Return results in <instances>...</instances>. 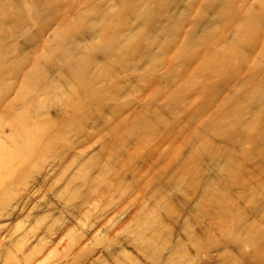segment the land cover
Listing matches in <instances>:
<instances>
[{
  "label": "rangeland",
  "instance_id": "374dc122",
  "mask_svg": "<svg viewBox=\"0 0 264 264\" xmlns=\"http://www.w3.org/2000/svg\"><path fill=\"white\" fill-rule=\"evenodd\" d=\"M220 1L0 0V264L263 248L264 0Z\"/></svg>",
  "mask_w": 264,
  "mask_h": 264
},
{
  "label": "bare ground",
  "instance_id": "6f19581e",
  "mask_svg": "<svg viewBox=\"0 0 264 264\" xmlns=\"http://www.w3.org/2000/svg\"><path fill=\"white\" fill-rule=\"evenodd\" d=\"M68 1V0H67ZM166 1V0H165ZM216 1V0H215ZM223 1V0H222ZM222 1H220L221 3H222ZM236 1H239V0H236ZM163 2V1H162ZM173 2V1H172ZM198 2V1H197ZM71 3H73V1L71 2ZM176 3V2H175ZM203 3V2H202ZM201 3V4H202ZM228 4L230 3V2H227ZM140 4V3H139ZM145 4V3H144ZM189 4H192L191 2L189 3ZM189 4H188V6H189ZM196 4V3H195ZM208 4V3H207ZM235 4H236V2H235ZM238 4V3H237ZM133 5H135L134 3H133ZM178 5V4H177ZM112 6H114V5H112ZM111 6V7H112ZM185 6V5H184ZM195 6V5H194ZM193 6V7H194ZM197 6H198V4H197ZM221 5H219V7H220ZM226 6H228V5H226ZM235 5H233V7H234ZM53 7V6H52ZM58 8V7H57ZM114 8V7H113ZM112 8V9H113ZM194 8H196V6L194 7ZM221 8V7H220ZM237 8V7H236ZM238 8H240L239 6H238ZM64 9H66V8H64ZM115 9V8H114ZM182 8H180V10H181ZM189 9V8H188ZM190 9H193V8H190ZM222 9V8H221ZM69 10V9H68ZM128 10V9H127ZM168 10V9H167ZM176 10V9H175ZM175 10H174V12H175ZM197 10V9H196ZM217 10V9H216ZM237 10V9H236ZM240 10V9H239ZM73 11V10H72ZM115 11H116V9H115ZM131 11V10H130ZM140 11H141V9H140ZM183 11V10H182ZM220 11V10H219ZM230 11H232V10H230ZM236 12V11H235ZM239 12V11H238ZM237 12V13H238ZM243 12H245V11H243ZM136 13V12H135ZM146 13V12H145ZM207 13V12H206ZM206 13H205V15H206ZM225 13V12H224ZM232 13V12H231ZM139 14V13H138ZM208 14V13H207ZM242 14V13H241ZM177 15V14H176ZM189 15V14H188ZM228 15V14H227ZM71 16V15H70ZM156 16V15H155ZM178 17H179V15H177ZM233 16V15H232ZM235 16H236V14H235ZM234 16V17H235ZM159 17V16H158ZM158 17H156V20H159L158 19ZM191 17H192V15H191ZM207 17H209V15L207 16ZM207 17H205V18H207ZM212 17V16H211ZM72 18V17H71ZM128 18V16L126 17V19ZM236 18H237V16H236ZM30 19V18H29ZM124 19V18H123ZM152 19V21H155V19L153 20V18H151ZM188 19V18H187ZM189 19H191V18H189ZM175 20V19H174ZM186 20V19H185ZM197 20H199V19H197ZM230 20V19H229ZM245 20V19H244ZM248 20V19H247ZM171 21V20H170ZM176 21H177V19H176ZM231 21V20H230ZM182 22V21H181ZM189 22V21H188ZM201 22V21H200ZM199 22V23H200ZM229 22V21H228ZM125 23H127V21L125 22ZM154 23H156V21L154 22ZM176 23V22H175ZM187 23V22H186ZM211 23H213V22H211ZM248 23V22H247ZM246 23V24H247ZM95 24V23H94ZM106 24V23H105ZM132 24V23H131ZM183 24V23H182ZM204 24L205 23H203V26H204ZM210 23H208V25H209ZM104 25V24H103ZM125 24H123V27H125L124 26ZM129 25H130V23H129ZM133 25V24H132ZM132 25H131V27H132ZM156 25V24H155ZM187 25H189V24H187ZM213 25V24H212ZM216 25V24H215ZM93 26V25H92ZM166 25H164V27H165ZM169 26V25H168ZM214 26V25H213ZM248 26V25H247ZM75 27V26H74ZM102 27V26H101ZM106 27V26H105ZM109 27V26H108ZM130 27V28H131ZM182 27V26H181ZM210 27V26H209ZM212 27V26H211ZM243 27V26H242ZM249 27V26H248ZM248 27H246V29L248 28ZM53 28V27H52ZM51 28V29H52ZM110 28H111V26H110ZM110 28H108V29H110ZM183 28V27H182ZM208 28V27H207ZM50 29V30H51ZM132 30L134 29V28H131ZM138 28H136V30H137ZM172 29H175V28H171L170 30H172ZM181 29V28H180ZM206 29V28H205ZM124 30V29H123ZM135 30V29H134ZM215 30H217V29H215ZM98 31V30H97ZM160 31V30H159ZM165 31H167V30H165ZM139 33H140V31H138ZM157 32V31H156ZM40 35H41V33H39ZM47 34V33H46ZM136 34V33H135ZM155 34V33H154ZM175 34V33H174ZM45 35V34H44ZM123 35V34H122ZM138 35V34H137ZM136 35V36H137ZM216 35V34H215ZM36 36H37V34H36ZM165 36V35H164ZM200 36V35H199ZM38 37V36H37ZM45 37V36H44ZM85 37V36H84ZM89 37H91V36H89ZM88 37V38H89ZM108 37V36H107ZM116 37H118V35H116ZM182 37V36H181ZM39 38V37H38ZM134 38V37H133ZM176 38V37H175ZM174 38V40H176ZM193 38V37H192ZM197 39V38H196ZM196 39H195V41H196ZM224 39H225V37H224ZM93 40V39H92ZM110 40V39H109ZM116 40V39H115ZM213 40V39H212ZM39 41V40H38ZM149 41V40H148ZM194 41V42H195ZM52 42V41H51ZM50 42V43H51ZM57 42H59V41H57ZM94 42V41H93ZM123 42V41H122ZM198 42V41H197ZM129 43V42H128ZM64 44V43H63ZM68 44V43H67ZM130 44V43H129ZM190 44V43H189ZM188 44V45H189ZM205 44H206V41H205ZM49 45V44H48ZM80 45V44H79ZM88 45V44H87ZM105 45H107V44H105ZM52 46V45H51ZM85 46V45H84ZM83 46V47H84ZM178 46V45H177ZM201 45H199V47H200ZM1 47V46H0ZM74 47H76V46H74ZM203 47H205V46H203ZM69 48V47H68ZM191 48V47H190ZM39 49V48H38ZM40 49H42V47L40 48ZM44 49H47V48H44ZM52 49V48H51ZM112 49V48H111ZM94 50V49H93ZM135 51V50H134ZM204 51V50H203ZM227 51V50H226ZM234 51V50H233ZM35 52V51H34ZM119 52V51H118ZM142 52V51H141ZM208 52V51H207ZM227 52H225V54H226ZM23 54V53H22ZM42 54V53H41ZM85 54V53H84ZM116 54V53H115ZM87 55V54H86ZM131 55V54H130ZM189 55V54H188ZM210 56H211V53L209 54ZM229 55V54H228ZM115 56V55H114ZM136 56V55H135ZM182 56V55H181ZM204 56V55H203ZM214 56H216V55H214ZM97 58H98V56H96ZM107 57H109V56H107ZM122 57V56H121ZM133 57V56H132ZM202 57V56H201ZM209 57V56H208ZM220 57V56H219ZM17 58H19V57H17ZM114 58V57H113ZM230 58V57H229ZM123 59V58H122ZM202 59V58H201ZM222 59H223V57H222ZM16 60V59H15ZM110 60V59H109ZM133 60V59H132ZM140 60V59H139ZM148 60H150L149 59V57H148ZM5 61H8V59L6 60L5 59ZM24 61V60H23ZM124 61V60H123ZM18 62V61H17ZM190 62V61H189ZM193 62V61H192ZM191 62V63H192ZM216 63V62H215ZM7 64V63H6ZM18 64V63H17ZM65 64V63H64ZM63 64V65H64ZM83 64V63H82ZM100 64V63H99ZM103 64V63H102ZM118 64V63H117ZM134 64V63H133ZM86 65V64H85ZM84 65V66H85ZM132 65V64H131ZM143 65V64H142ZM144 65H145V63H144ZM158 65V64H157ZM209 65H210V63H209ZM208 65V66H209ZM219 65V64H218ZM96 66V65H95ZM101 66V65H100ZM125 66V65H124ZM130 66V65H129ZM156 66V65H155ZM161 66V65H160ZM162 67V66H161ZM219 66H217V68H218ZM132 68V67H131ZM134 68V67H133ZM56 69V68H55ZM54 69V70H55ZM206 69V68H205ZM65 70V69H64ZM91 70V69H90ZM135 70V69H134ZM204 70V69H203ZM209 70V69H208ZM216 70V69H215ZM3 71V70H2ZM6 72V71H5ZM5 72H3V73H5ZM59 72V71H58ZM76 72V71H75ZM141 72V71H140ZM207 72V71H206ZM20 73V72H19ZM19 73H17V74H19ZM49 73V72H48ZM77 73V72H76ZM133 73V72H132ZM138 73V72H137ZM54 73H52V75H53ZM50 75H51V73H50ZM69 76V75H68ZM102 76V75H101ZM30 77V76H29ZM56 77V76H55ZM79 77V76H78ZM105 77V76H104ZM20 78H21V76H20ZM44 79V78H43ZM46 79V78H45ZM44 79V80H45ZM57 79V78H56ZM99 79V78H98ZM128 79V78H127ZM112 80V79H111ZM47 81V80H46ZM45 81V82H46ZM102 81V80H101ZM105 81V80H104ZM103 81V82H104ZM93 82V80H91V82L90 83H92ZM50 83H52V82H50ZM19 85V84H18ZM51 85V84H50ZM68 85V84H67ZM121 85V84H120ZM57 86V85H56ZM55 86V87H56ZM162 86V85H161ZM58 87V86H57ZM82 88V87H81ZM33 89H34V87H33ZM62 89H63V86H62ZM71 89V88H70ZM79 89H80V87H79ZM111 89V88H110ZM109 89V90H110ZM34 91V90H33ZM56 91V90H55ZM67 91V90H66ZM109 92V91H108ZM65 93H67V92H65ZM117 93V92H116ZM52 94V93H51ZM36 95H38V94H36ZM170 95H172V94H170ZM174 95V94H173ZM101 96H102V94H101ZM114 96V95H113ZM33 97V96H32ZM31 97V98H32ZM90 97V96H89ZM95 97V96H94ZM30 98V99H31ZM36 98H38V96H35L34 95V97H33V99H36ZM42 98V97H41ZM112 98V97H111ZM170 98V97H169ZM176 98V97H175ZM32 99V100H33ZM105 99H107V98H105ZM226 99V98H225ZM41 101H42V99H41ZM77 101V100H76ZM80 101V100H79ZM167 101V100H166ZM228 101V100H227ZM226 101V102H227ZM66 102V101H65ZM169 102H171V101H169ZM39 104V103H38ZM104 104V103H103ZM174 104V103H173ZM181 104V103H180ZM228 104V103H227ZM8 105H10V104H8ZM94 105V104H93ZM164 106V105H163ZM167 106V105H166ZM65 107V106H64ZM168 107V106H167ZM21 108V107H20ZM169 108V107H168ZM187 108V107H186ZM8 109V108H7ZM22 109V108H21ZM43 109V108H42ZM17 110V109H16ZM20 110V109H19ZM15 111V110H14ZM40 111V110H39ZM244 111H245V109H244ZM5 112V111H4ZM23 112V111H22ZM74 112V111H73ZM114 112V111H113ZM9 113V112H8ZM48 113V112H47ZM61 113V112H60ZM34 114H36V112L34 113ZM44 114V113H43ZM125 114V113H124ZM198 114V113H197ZM218 114V113H217ZM256 114V113H255ZM5 115V114H4ZM63 115V114H62ZM70 115H71V113H70ZM100 115V114H99ZM11 116V115H10ZM28 116V115H27ZM38 116V115H37ZM52 116V115H51ZM122 116V115H121ZM255 116V115H254ZM254 116H252L253 118H254ZM26 117V116H25ZM32 118H33V115L31 116ZM35 117V116H34ZM256 117V116H255ZM39 118V117H38ZM43 118H44V116H43ZM46 118V117H45ZM79 118V117H78ZM81 118V117H80ZM17 119V118H16ZM25 119V118H24ZM37 119V118H36ZM77 119V118H76ZM219 119V118H218ZM14 120V119H13ZM35 120V119H34ZM15 121V120H14ZM33 121V120H32ZM36 121V120H35ZM49 121V120H48ZM222 121V120H221ZM1 122V121H0ZM20 122V121H19ZM24 122V121H23ZM27 122V121H26ZM67 122V121H66ZM105 122V121H104ZM220 122V121H219ZM4 123V122H3ZM6 123V122H5ZM18 123V122H17ZM28 123V122H27ZM52 123V122H51ZM210 123V122H209ZM256 123V122H255ZM14 124V123H13ZM13 124H11L10 123V125H13ZM32 124H33V122H32ZM68 124V123H67ZM74 124V123H73ZM22 125H25V124H22ZM38 125V124H37ZM43 125V124H42ZM48 125H49V123H48ZM209 125V124H208ZM222 125V124H221ZM225 125H226V123H225ZM28 126V125H27ZM40 126H41V124H40ZM68 126V125H67ZM100 126V125H99ZM204 126V125H203ZM25 127V126H24ZM30 127V126H29ZM29 127L27 128V129H29ZM37 127V126H36ZM65 127H66V125H65ZM205 127V126H204ZM16 128V127H15ZM34 128V127H33ZM46 128V127H45ZM62 128H63V126H62ZM67 128V127H66ZM95 128V127H94ZM247 128V127H246ZM41 129V128H40ZM39 129V130H40ZM52 129V128H51ZM24 130V129H23ZM56 130V129H55ZM80 130V129H79ZM220 130V129H219ZM234 130V129H233ZM20 131V130H19ZM25 131V130H24ZM35 132H36V129L34 130ZM54 131V130H53ZM238 131V130H237ZM30 132V131H29ZM39 132V131H38ZM41 132H42V130H41ZM60 132V131H59ZM226 132V131H225ZM14 133V132H13ZM43 133V132H42ZM81 133H83V132H81ZM236 133V132H235ZM24 133H22L21 135H23ZM33 134H36V133H33ZM40 134V133H39ZM16 135V134H15ZM25 135V134H24ZM28 135V134H27ZM57 135V134H56ZM39 136V138H40V135H38ZM54 136V135H53ZM65 136V135H64ZM258 136V135H257ZM24 137V136H23ZM34 137V136H33ZM48 137V136H47ZM56 137V136H55ZM55 137H54V140H55ZM239 138V137H238ZM260 138V143L262 142V144L264 145V134L262 135V137H259ZM10 139H12V138H10ZM22 139H24V138H22ZM21 139V140H22ZM15 140V139H14ZM30 140V139H29ZM40 140H41V138H40ZM47 140V139H46ZM239 140H240V138H239ZM16 141V140H15ZM39 141V140H38ZM37 141V142H38ZM48 141H49V143L51 142L50 141V138L48 139ZM54 142V141H53ZM56 142V141H55ZM200 142V141H199ZM14 143V142H13ZM1 144V143H0ZM14 145H15V143H14ZM207 145V144H206ZM6 146V145H5ZM16 146V145H15ZM53 146V145H52ZM63 146V145H62ZM65 146V145H64ZM63 146V147H64ZM68 146V145H67ZM50 147V149H52V147L51 146H49ZM49 147H47V148H49ZM35 148V147H34ZM202 148V147H201ZM31 149H33V147L31 148ZM61 149H62V147H61ZM207 149H208V147H207ZM206 149V150H207ZM64 150V149H63ZM193 150V149H192ZM205 150V151H206ZM225 150V149H224ZM50 152L51 150H46V152L45 153H47V152ZM4 152V151H3ZM2 152V153H3ZM28 152V151H27ZM32 152V151H31ZM196 154V153H195ZM198 156V155H197ZM193 158V157H192ZM263 159H264V157H263ZM262 172V171H261ZM263 176V175H262ZM247 178V177H246ZM252 180H253V178H252ZM249 182V181H248ZM263 189V188H262ZM260 191H263V190H261V189H259ZM256 191V190H255ZM254 192V191H253ZM255 193V192H254ZM253 193V194H254ZM261 193V192H260ZM253 194H251V195H253ZM213 195V194H212ZM258 195V194H257ZM212 197V196H211ZM238 199H239V196H238ZM253 203H254V201H253ZM222 207V206H221ZM231 207V206H230ZM257 207V210L255 211L256 212V217H253V219H260V220H262L263 219V215H264V210H262V208L261 209H259V207L258 206H256ZM238 208H240L241 210L243 209L242 208V206L240 207V205H239V207ZM210 210V209H209ZM226 210V209H225ZM229 211H230V209H229ZM260 212L263 214V215H259L260 214ZM223 213V212H222ZM227 213V212H226ZM249 213V212H248ZM253 213V212H252ZM243 218H244V216H243ZM245 219V218H244ZM251 220H252V218H251ZM245 226V227H244ZM232 229V230H234V232H236L237 234H252V233H254V234H257V235H264V230H261V229H257L256 228V226H255V224H250V223H247V221H244V222H241V223H239V224H237V226L235 225L234 227H229V229ZM232 239V238H231ZM229 240V239H228ZM230 243V242H229ZM241 243H244V242H242L241 241ZM243 247V246H242ZM261 248V249H260ZM259 249H255V253L254 254H251V255H248V258L246 259L245 257H243V255H241V256H238L239 258H235L236 256H234V257H232V256H229L228 257V259L225 261H223V263L224 264H233V262H234V260H236V262H238L237 264H264V246H263V248L262 247H260ZM241 254H244V252H241ZM243 258H245L244 260H243ZM231 261V262H230ZM233 261V262H232Z\"/></svg>",
  "mask_w": 264,
  "mask_h": 264
}]
</instances>
